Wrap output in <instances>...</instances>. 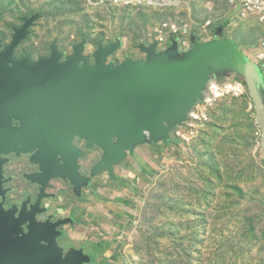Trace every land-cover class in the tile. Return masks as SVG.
<instances>
[{
	"label": "rangeland",
	"instance_id": "1",
	"mask_svg": "<svg viewBox=\"0 0 264 264\" xmlns=\"http://www.w3.org/2000/svg\"><path fill=\"white\" fill-rule=\"evenodd\" d=\"M125 1L0 0V49L23 30L24 38L14 51L16 60L28 56L38 63L57 50L60 61L66 62L81 46L84 60L79 66H94L100 49L114 48L106 65L117 68L127 62H148L154 45L155 57L174 45L182 57L199 43L232 41L261 68L262 79L255 87L264 104V73L257 58L264 40L260 17L238 19L228 0H156L154 6ZM164 24H175L188 33L168 37L165 49V43L158 41ZM233 77L245 86L242 76ZM194 85L192 79L181 92H169L157 104L181 105L192 96ZM244 89V96H228L208 109L210 120L200 127L191 145L175 139L152 142L145 132L143 141L135 143L127 151V160L116 168L118 180L114 182L104 163L105 152L98 144L89 146L79 135L73 140L78 156L67 167L76 168L74 176L69 170L60 178H43L40 149L30 153L19 144L0 154V214L18 221L10 239L20 241L33 224H47L50 241L55 238L61 258L75 261V249L85 240L79 232L84 209L79 210L78 201L86 177L98 174L92 178L98 191L87 189L84 196L93 204L88 208L98 213V244L104 239L115 242V264H264L261 130ZM160 112L171 126L186 115L183 108ZM20 125L14 120L11 127ZM156 129L160 135L162 128L157 125ZM61 156L56 159L65 168ZM124 174L131 176L124 180ZM118 195L133 202L129 216L114 203ZM47 244L40 243L42 247ZM114 260L111 256L106 264Z\"/></svg>",
	"mask_w": 264,
	"mask_h": 264
},
{
	"label": "water",
	"instance_id": "2",
	"mask_svg": "<svg viewBox=\"0 0 264 264\" xmlns=\"http://www.w3.org/2000/svg\"><path fill=\"white\" fill-rule=\"evenodd\" d=\"M24 35L23 30L18 31L12 43L0 49V154L12 150L3 146L11 141L25 145L30 153L40 149L43 178H60V174L69 170L75 175L76 168H67L78 156L73 147L75 134L89 146L98 144L105 152L107 170L114 177V167L127 157V151L135 143L143 141L145 132L152 142L170 140L171 134L184 126L191 111L205 99L208 83L233 74L244 78L255 111L263 116L260 144L264 154V104L255 87L262 76H257L256 72L260 73L257 65L232 41L199 43L182 57L175 45L155 57L154 45L149 50L148 62H127L117 68L106 65L115 49H100L94 66L80 67L84 60L81 46L66 62L60 61L57 50L38 63L28 56L16 60L14 51ZM210 68L214 69L212 73L207 72ZM192 79L194 92L189 99L181 105L159 107L157 103L162 97L169 92L170 95L181 92ZM165 108L168 111L183 108L185 118L171 126L167 117H160V109ZM14 120L20 121V127H11ZM65 125L68 132L60 129ZM157 125L162 128L160 135L156 133ZM56 150L65 155V161L61 156L65 168H60ZM17 226L18 221L0 214V264L88 262L82 252H77L75 261L73 257L61 258L55 238L50 241L47 224H33L27 236L14 241L10 232ZM53 241L55 246L51 245ZM42 242L48 244L42 247Z\"/></svg>",
	"mask_w": 264,
	"mask_h": 264
},
{
	"label": "built area",
	"instance_id": "3",
	"mask_svg": "<svg viewBox=\"0 0 264 264\" xmlns=\"http://www.w3.org/2000/svg\"><path fill=\"white\" fill-rule=\"evenodd\" d=\"M124 3L127 5L154 6L156 0H126ZM228 5L238 19L258 16L264 20V0H228ZM187 33V30L181 29L175 24H164L159 30L158 41L165 43L164 47L167 49L168 37L174 39L181 34L186 35ZM260 49L257 58L262 62L261 67L264 73V40L261 43ZM258 69L261 71V68L258 67ZM232 76H234V74ZM232 76H226L223 82H220L219 78H217L208 83L205 91V99L198 103L191 111L188 121L184 126L178 127L171 134V139L178 140L183 145H191L197 139L200 127L209 122L210 117L208 109L210 107L228 96L238 98L245 95V86L236 81L234 77L232 78ZM227 78H229V80H227Z\"/></svg>",
	"mask_w": 264,
	"mask_h": 264
},
{
	"label": "crops",
	"instance_id": "4",
	"mask_svg": "<svg viewBox=\"0 0 264 264\" xmlns=\"http://www.w3.org/2000/svg\"><path fill=\"white\" fill-rule=\"evenodd\" d=\"M128 156V154H127ZM128 157H126L124 160H127ZM122 162H125V161ZM122 162L120 164H122ZM120 164L116 165L113 169L114 171V179L112 180V182L117 181L118 180V176L116 175V168L118 166H120ZM130 175V174H129ZM128 174H124L123 175V179L125 180L127 178V176H129ZM131 176V175H130ZM92 178L97 179L98 178V174H94L93 176H90V178L86 177L84 184V193L82 196H80L79 201H78V208L81 211V207L84 209V213L82 214V217H79V232L84 233L85 234V240L80 241L81 246L80 248H76L75 250H77V252H82V255L84 257L88 258V262H84L83 264H106L107 261L109 260V258L112 256L114 257V263L115 264L116 261H118V256L116 254L117 249L116 247H114V243L110 240H102L103 242H107L109 245L107 251L104 254L99 253V249H98V213L96 210H93L91 208H88L89 204L93 205L91 202L88 201L87 197L84 196L85 194H87V189L89 190H94L95 193L98 191V183L92 181ZM124 183H126L124 181ZM141 183V182H140ZM125 186H127V184H125ZM139 189V187H141V185H136ZM100 188H102V186H100ZM142 188V187H141ZM95 200H97L98 202V194H95ZM120 201V202H119ZM107 204H111V201H105ZM116 203L117 207L119 208H123L128 216L129 214H132V212H130V209L133 206V202L128 201L123 199L120 195H118L116 197V201L114 202ZM95 208L97 209V207L95 206ZM95 214V215H94ZM94 216V217H92ZM120 218V217H119ZM88 224V225H87ZM76 242V241H74ZM86 244L90 245L92 250L88 251V247L86 246ZM110 253V255L106 254V253ZM105 256V258L102 259L101 262H99V259L101 258V256Z\"/></svg>",
	"mask_w": 264,
	"mask_h": 264
},
{
	"label": "bare ground",
	"instance_id": "5",
	"mask_svg": "<svg viewBox=\"0 0 264 264\" xmlns=\"http://www.w3.org/2000/svg\"><path fill=\"white\" fill-rule=\"evenodd\" d=\"M210 70H211V73L214 71V69L213 68H210ZM251 73H253V71H251ZM260 73H257V75L260 77L261 76V74L259 75ZM255 74L253 73L252 74V76H254ZM254 78V77H253ZM256 115H257V122H258V126L260 127V130H261V132H262V129H263V126H262V124H263V116H262V114H257L256 113ZM61 130H62V132H68V126H62L61 128H60ZM76 135H79V134H75V136ZM20 141H21V139H20ZM22 142V141H21ZM96 144V143H95ZM3 146L6 148L7 146H9L12 150H14L15 149V146H16V143H15V141H11V143H3ZM23 148H24V150L26 151V152H29L28 151V147H26L25 145H21ZM9 147H7V148H9ZM58 154H62L63 155V153H61V152H59V151H57L56 150V152H55V158H56V156L58 155ZM64 156V160H67L66 159V157H65V155H63ZM262 156H263V160H264V154L262 153ZM45 160V159H44ZM1 163V162H0ZM5 243H6V241H4Z\"/></svg>",
	"mask_w": 264,
	"mask_h": 264
},
{
	"label": "trees",
	"instance_id": "6",
	"mask_svg": "<svg viewBox=\"0 0 264 264\" xmlns=\"http://www.w3.org/2000/svg\"><path fill=\"white\" fill-rule=\"evenodd\" d=\"M254 78H255V76H254ZM108 245L109 244L107 242H101L100 244H98L99 253L104 254L107 251L108 247H109Z\"/></svg>",
	"mask_w": 264,
	"mask_h": 264
}]
</instances>
